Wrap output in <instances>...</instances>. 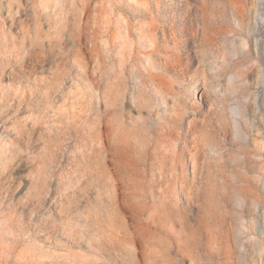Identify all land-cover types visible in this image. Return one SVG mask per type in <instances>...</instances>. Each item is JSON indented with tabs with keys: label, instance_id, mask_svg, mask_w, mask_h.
<instances>
[{
	"label": "rangeland",
	"instance_id": "obj_1",
	"mask_svg": "<svg viewBox=\"0 0 264 264\" xmlns=\"http://www.w3.org/2000/svg\"><path fill=\"white\" fill-rule=\"evenodd\" d=\"M0 264H264V0H0Z\"/></svg>",
	"mask_w": 264,
	"mask_h": 264
}]
</instances>
